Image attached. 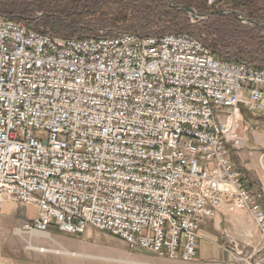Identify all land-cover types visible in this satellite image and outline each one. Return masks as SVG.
<instances>
[{
	"label": "built area",
	"instance_id": "built-area-1",
	"mask_svg": "<svg viewBox=\"0 0 264 264\" xmlns=\"http://www.w3.org/2000/svg\"><path fill=\"white\" fill-rule=\"evenodd\" d=\"M246 112L264 114V69L194 36L60 38L0 12V225L11 202L38 212L23 234L94 228L184 263L228 208L253 218L262 245L231 251L264 264V189L234 160Z\"/></svg>",
	"mask_w": 264,
	"mask_h": 264
},
{
	"label": "trees",
	"instance_id": "trees-1",
	"mask_svg": "<svg viewBox=\"0 0 264 264\" xmlns=\"http://www.w3.org/2000/svg\"><path fill=\"white\" fill-rule=\"evenodd\" d=\"M0 0V12L31 29L48 32L60 38L90 39L114 34H98L104 27L117 33H135L144 36L188 34L203 41L213 55L227 62H239L256 69H264V32L259 26L244 25L234 16L213 15L191 23L185 11L206 14L213 9L204 0ZM110 3L111 21L86 22V14L99 13L100 5ZM230 10L244 12L249 19L264 23V0H222ZM95 10V11H94ZM41 12L43 18L34 16ZM105 14V15H104ZM204 36V38H203Z\"/></svg>",
	"mask_w": 264,
	"mask_h": 264
},
{
	"label": "rangeland",
	"instance_id": "rangeland-1",
	"mask_svg": "<svg viewBox=\"0 0 264 264\" xmlns=\"http://www.w3.org/2000/svg\"><path fill=\"white\" fill-rule=\"evenodd\" d=\"M109 1V0H108ZM115 0L112 1L114 3ZM205 4H207V0H204ZM105 5H100L98 10L99 13L86 14L84 16V21L86 22H97L98 20H103V23H108L111 21V16L105 15V17L101 16L103 12L112 13L109 11L110 3L105 2ZM169 3L173 8L175 7V3L173 0H169ZM224 7L227 9H231V5L228 3H224ZM95 11V10H94ZM234 11V10H231ZM244 19H249L244 12L235 11ZM37 14H42L41 12H37L34 14L35 17H38ZM44 15V14H42ZM43 18V16H42ZM205 20V19H203ZM201 21V20H199ZM261 24L259 20H255ZM198 20L193 19L191 16V23H197ZM244 24V23H243ZM248 26H255L250 24H244ZM261 27V26H259ZM111 27H104L102 30L98 32V34L105 33H117L115 30H112ZM261 29H263L261 27ZM264 32V29H263ZM204 38V36H203ZM244 140H245V152H253L255 153L254 160L259 163L258 159L260 156H263V168H264V114L261 112H246L244 115ZM235 162L238 165L237 157H234ZM240 168V167H239ZM260 165L257 169L252 171V175L254 178L256 176H260V174H264V169ZM240 170L246 174L243 169ZM257 179V178H256ZM14 207L19 208L20 210L17 214H22L27 207L11 203ZM28 214H34V210H29ZM35 217V216H34ZM31 217V218H34ZM30 218V217H28ZM15 223L10 226V232L6 237H1L3 250L5 252L6 246L16 247V250H21V252L26 251L27 253L30 251H36V253H40L39 249L49 250L46 254L53 259L59 260L64 259L68 261V264H179L177 262H182L179 259H169L167 257H160L155 254L146 253L142 251H133L128 245L122 240L115 238L111 234L103 231L96 230L94 228H89L84 234H80L77 236L68 235L65 233H61L56 229L51 231V235H41V234H23L19 231L20 221H26L25 217L16 218ZM10 221H8L7 224ZM4 223V222H3ZM6 223H4L5 228H7ZM260 235V234H259ZM32 245L37 250H30L28 245ZM12 248L9 251H11ZM8 251V252H9ZM68 252L70 255H60L55 254L53 252ZM41 254V253H40ZM71 254H75L76 256H71ZM196 259V258H195ZM194 259V260H195ZM193 260V261H194ZM192 262V261H191ZM190 263V262H184Z\"/></svg>",
	"mask_w": 264,
	"mask_h": 264
},
{
	"label": "crops",
	"instance_id": "crops-1",
	"mask_svg": "<svg viewBox=\"0 0 264 264\" xmlns=\"http://www.w3.org/2000/svg\"><path fill=\"white\" fill-rule=\"evenodd\" d=\"M245 149V148H244ZM237 162L241 169L246 174V185L254 191L264 189V174L260 176L252 175V171L260 165L263 168V161L258 159L259 163L254 160L255 153L240 151L237 154ZM261 162V163H260ZM264 169V168H263ZM20 209L14 205L7 203L4 207L1 225H0V241L1 237H6L10 230V226L15 223L16 218L25 217L26 220L36 216L37 210L35 207H27L23 209L24 213L17 214ZM29 210H34L35 213L28 214ZM30 217V218H28ZM10 221V224H7ZM18 221V220H17ZM8 226L5 228L4 223ZM233 247H240L246 253H252L261 249V240L258 230L256 229L253 218L243 211H230L224 208L220 214L213 220H207L200 230L199 247L197 257L190 263L177 262L179 264H246L239 257L235 256L231 251ZM6 246L3 250L4 264H68L64 259H53L47 255L36 253V251L21 252ZM9 251V252H8ZM46 254V253H45Z\"/></svg>",
	"mask_w": 264,
	"mask_h": 264
},
{
	"label": "water",
	"instance_id": "water-1",
	"mask_svg": "<svg viewBox=\"0 0 264 264\" xmlns=\"http://www.w3.org/2000/svg\"><path fill=\"white\" fill-rule=\"evenodd\" d=\"M185 11H187L193 17V19H196V20H203V19H206V18L213 16V15H221V16H224V15H230L231 16L232 15L244 24L261 26L264 29V24H261L255 20H252V19H246V18L244 19L237 12L231 11V10L230 11H217V12L212 11V12H208L206 14H199V13H196L194 10L189 9V8L187 9V7H185Z\"/></svg>",
	"mask_w": 264,
	"mask_h": 264
},
{
	"label": "bare ground",
	"instance_id": "bare-ground-1",
	"mask_svg": "<svg viewBox=\"0 0 264 264\" xmlns=\"http://www.w3.org/2000/svg\"><path fill=\"white\" fill-rule=\"evenodd\" d=\"M46 236H47V235H46ZM47 237H48V236H47ZM53 253H55V254H60V255H61V254H62V255H64V254H65V255H70V253H68V252H61V251H60V252H53ZM71 256H76V255H75V254H71Z\"/></svg>",
	"mask_w": 264,
	"mask_h": 264
}]
</instances>
